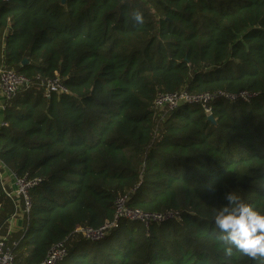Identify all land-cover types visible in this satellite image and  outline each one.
Wrapping results in <instances>:
<instances>
[{
  "label": "trees",
  "instance_id": "obj_1",
  "mask_svg": "<svg viewBox=\"0 0 264 264\" xmlns=\"http://www.w3.org/2000/svg\"><path fill=\"white\" fill-rule=\"evenodd\" d=\"M0 65L27 79L3 102L0 161L39 179L17 264L63 241L59 264H264L225 255L212 223L228 191L264 212V0H0ZM54 76L67 92L47 96ZM179 91L251 98L214 99L212 120L186 103L161 118L155 98ZM119 198L175 217L74 233L113 220ZM0 204L3 220L1 182Z\"/></svg>",
  "mask_w": 264,
  "mask_h": 264
},
{
  "label": "built area",
  "instance_id": "obj_2",
  "mask_svg": "<svg viewBox=\"0 0 264 264\" xmlns=\"http://www.w3.org/2000/svg\"><path fill=\"white\" fill-rule=\"evenodd\" d=\"M27 82V79L18 75L13 69L5 68L0 65V91L4 100L10 99L18 88ZM40 84L43 86L44 94L49 95L51 92H67V88L61 83L58 76L41 80ZM224 97L225 99L249 101L251 94L247 91H239L237 93H227L225 91L203 92L199 94L190 95L186 91L172 92L166 94H158L154 100L155 107L158 110L170 111L181 103L189 105H198L203 108L206 115H210L211 108L208 103L216 98ZM38 178L29 179L28 177H16L14 195L21 201V213L26 215L29 213L31 207V200L29 191L32 187L37 185ZM8 198L12 201V195L6 193ZM175 217V213L165 212L159 213H143L139 209L127 208L125 199L119 198L115 202V215L113 220L106 221L98 229L79 227L74 233L79 234L82 238L89 241L100 240L108 229L115 227L119 218H124L129 221H140L144 224L151 220H167ZM16 245V241L9 243L5 237L0 236V264H17L14 259L12 248ZM67 252L65 242H60L50 248L44 259L39 264H59Z\"/></svg>",
  "mask_w": 264,
  "mask_h": 264
},
{
  "label": "clouds",
  "instance_id": "obj_3",
  "mask_svg": "<svg viewBox=\"0 0 264 264\" xmlns=\"http://www.w3.org/2000/svg\"><path fill=\"white\" fill-rule=\"evenodd\" d=\"M132 19L137 24L144 22L140 11H135ZM224 200L212 223L218 232L217 239L227 245L223 248L225 255H232L235 249L253 260L264 258V212L230 191L225 193Z\"/></svg>",
  "mask_w": 264,
  "mask_h": 264
},
{
  "label": "crops",
  "instance_id": "obj_4",
  "mask_svg": "<svg viewBox=\"0 0 264 264\" xmlns=\"http://www.w3.org/2000/svg\"><path fill=\"white\" fill-rule=\"evenodd\" d=\"M4 98L0 91V126L2 125L3 117V102ZM162 116L166 115L168 111L162 109L159 110ZM15 178L16 176L0 161V182L3 191L12 195L14 210L12 214L1 220V216L5 214L4 204H0V236L5 237L9 243H13L16 237L20 236L23 231V214L21 213V201L17 196L14 195L15 189ZM11 241V242H10Z\"/></svg>",
  "mask_w": 264,
  "mask_h": 264
},
{
  "label": "water",
  "instance_id": "obj_5",
  "mask_svg": "<svg viewBox=\"0 0 264 264\" xmlns=\"http://www.w3.org/2000/svg\"><path fill=\"white\" fill-rule=\"evenodd\" d=\"M22 63H23V64L27 63V59H26V58H23V59H22ZM207 117H208V119L212 120L211 115H208Z\"/></svg>",
  "mask_w": 264,
  "mask_h": 264
},
{
  "label": "rangeland",
  "instance_id": "obj_6",
  "mask_svg": "<svg viewBox=\"0 0 264 264\" xmlns=\"http://www.w3.org/2000/svg\"><path fill=\"white\" fill-rule=\"evenodd\" d=\"M181 104H182V103H181ZM191 106H194V105L191 104ZM0 117H1V111H0ZM157 125H158V123H157Z\"/></svg>",
  "mask_w": 264,
  "mask_h": 264
}]
</instances>
